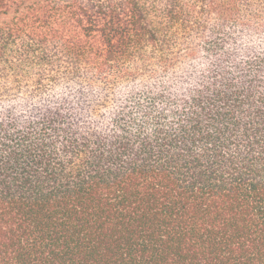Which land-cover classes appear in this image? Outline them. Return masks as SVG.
I'll return each instance as SVG.
<instances>
[{
  "label": "trees",
  "instance_id": "trees-1",
  "mask_svg": "<svg viewBox=\"0 0 264 264\" xmlns=\"http://www.w3.org/2000/svg\"><path fill=\"white\" fill-rule=\"evenodd\" d=\"M0 264H264V0H0Z\"/></svg>",
  "mask_w": 264,
  "mask_h": 264
}]
</instances>
